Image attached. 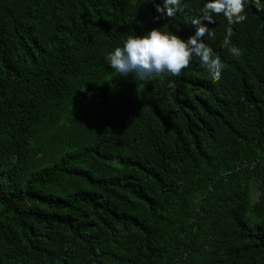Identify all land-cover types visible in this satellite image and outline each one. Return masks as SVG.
<instances>
[{"label":"trees","instance_id":"trees-1","mask_svg":"<svg viewBox=\"0 0 264 264\" xmlns=\"http://www.w3.org/2000/svg\"><path fill=\"white\" fill-rule=\"evenodd\" d=\"M206 2L0 0V264H264V0L208 25L219 81L106 60Z\"/></svg>","mask_w":264,"mask_h":264},{"label":"clouds","instance_id":"clouds-1","mask_svg":"<svg viewBox=\"0 0 264 264\" xmlns=\"http://www.w3.org/2000/svg\"><path fill=\"white\" fill-rule=\"evenodd\" d=\"M260 4L261 0H254ZM155 6L157 20H170L178 12L183 11L184 0H147ZM250 0H207L201 9V15L192 19L194 34L187 39L169 31L156 27L144 35H130L122 47H116L107 54L109 66L120 76L134 74V79L151 81L163 73L180 76L183 70L190 67L194 59L199 60L215 82L222 77L224 64L212 49L205 43V35L209 33L208 25L214 24V17H221L229 25H236L248 19L246 11ZM231 36V31L228 33Z\"/></svg>","mask_w":264,"mask_h":264},{"label":"rangeland","instance_id":"rangeland-1","mask_svg":"<svg viewBox=\"0 0 264 264\" xmlns=\"http://www.w3.org/2000/svg\"><path fill=\"white\" fill-rule=\"evenodd\" d=\"M252 194H253V201H256L259 195V191L257 189V187H253L252 188Z\"/></svg>","mask_w":264,"mask_h":264}]
</instances>
